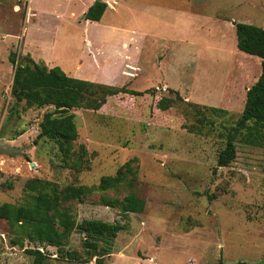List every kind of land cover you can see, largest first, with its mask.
<instances>
[{
  "label": "rangeland",
  "instance_id": "374dc122",
  "mask_svg": "<svg viewBox=\"0 0 264 264\" xmlns=\"http://www.w3.org/2000/svg\"><path fill=\"white\" fill-rule=\"evenodd\" d=\"M54 1H60L55 13L64 12L62 20L51 11L28 18L27 0H0V204L23 203L24 185L30 179L50 181L60 192L66 185L97 184L129 162L132 173L119 188L79 200L63 195L57 199L58 208L68 210L76 222L92 219L124 229L109 246L101 242L87 256L82 235L74 231L58 249L40 248L27 240L13 246L8 225L0 220V264H32L34 249L45 255L43 264L264 262V149L237 139L235 159L227 167L216 166L225 131L235 126L246 91L261 73L259 58L237 50L231 24L264 29V0H194L198 14L217 16L218 26L200 18V34L190 40L192 49L178 47L156 70L157 57L142 58L134 81L127 74L130 58L125 57V63L114 58L117 41H105L101 36L105 33L94 31L97 24L70 18V12L79 14L81 0ZM87 41L92 42L90 49ZM24 46L37 49L50 67L79 80L103 77L92 63L97 48L103 52L97 57L99 67L122 66L119 74H109L108 86L150 89L140 97L122 93L107 97L98 110L72 111L77 129L73 149L76 156L85 152L87 168L62 167L56 145L38 136L39 123L50 107L25 108L19 103L16 111L10 109L13 66L8 56L11 52L17 62L25 55ZM161 99H173L171 107L157 109ZM205 107L227 113L215 115ZM129 192L144 201L142 213L123 214L102 204L103 198L121 200ZM69 252H76L77 259H70Z\"/></svg>",
  "mask_w": 264,
  "mask_h": 264
},
{
  "label": "trees",
  "instance_id": "16d2710c",
  "mask_svg": "<svg viewBox=\"0 0 264 264\" xmlns=\"http://www.w3.org/2000/svg\"><path fill=\"white\" fill-rule=\"evenodd\" d=\"M104 9L103 2L94 1L82 15V19L98 22ZM234 29L237 50L259 58L261 73L256 82L246 91L245 103L235 126L225 131L223 148L217 155V167H227L235 159L237 139L247 146L264 149V29L246 23H235ZM8 60L13 66L11 88L14 104L10 109L16 111L15 106L19 103H23L25 108H51L43 115L39 123L38 136L56 145L64 168L75 170L87 168L82 160L85 152L81 150L80 155L76 156L73 149L77 139L73 110L81 107L98 110L107 97L121 93L140 97L150 91V89L142 92L127 90L124 87L117 88L75 79L67 76L59 67H48L41 60L35 62L29 54L19 57L16 62L10 52ZM172 93L175 99H180L177 91ZM172 103L173 99H161L156 107L165 111L171 107ZM194 105L192 104V107H197ZM204 109L215 115L227 113L220 108L205 107ZM197 112L193 110L192 115L197 116ZM199 116L203 117V114L200 113ZM128 173H132L129 162L119 167L114 175L102 176L97 184L66 185L60 192L50 181L39 179L26 181L24 185L26 197L23 203L0 204V220L8 225L11 233L10 244L15 246L27 240L40 248L50 246L58 249L74 231L82 235L81 246L87 256L91 251L99 249L101 242L109 246L118 232L124 229L123 226L92 219L76 222L68 210L58 208L57 199L59 195H63L70 200H79L92 193L117 189ZM102 204L119 208L123 214H140L145 206L144 201L133 192H129L121 200L103 198ZM30 254L33 256L32 264H43L46 259L39 249L31 250ZM67 255L72 260L77 259L76 252H69ZM217 264L222 263L219 261ZM236 264L247 263L237 262Z\"/></svg>",
  "mask_w": 264,
  "mask_h": 264
},
{
  "label": "crops",
  "instance_id": "0c3cea01",
  "mask_svg": "<svg viewBox=\"0 0 264 264\" xmlns=\"http://www.w3.org/2000/svg\"><path fill=\"white\" fill-rule=\"evenodd\" d=\"M94 1L97 0H81V3L78 2V4H80L78 7L79 14L73 16L72 12H70V18L80 20L82 15ZM98 1L105 4V9L100 20L98 22H92L97 24L94 26V31L97 29L96 32L99 30V33H105L106 36L101 34L105 41L107 39L117 41L116 48L112 50L114 58H120L121 63H125V57L130 58L131 61L129 60L128 63L129 68H127V74L132 81L136 80L134 76L138 75V73L141 72L140 70H142V58L146 61L147 59L157 57V63L154 62L153 67V70H156L159 68L161 62L163 63L164 59L173 58V50L178 47L185 51L192 49L190 40L195 38L194 36L198 38L200 34V18H207V21L213 24H217L220 21L217 16L204 17L199 15L198 13L200 12L194 0ZM192 2L193 4H191ZM59 3L60 1L54 0H27L28 18H38L44 13L51 11L56 14V19L58 21L62 20V18H65V13L60 12V10L58 13H55L56 9L59 8ZM73 5L75 4L73 3ZM68 9L72 10V7L69 6ZM209 18L212 20H209ZM85 23L91 25L90 21H85ZM231 26L234 28V23L231 24ZM88 41L87 47L90 49V43L92 42ZM23 48V52L29 54L35 62L41 60L45 65L50 67V63L47 61L46 57L40 55L37 49L30 50L27 46ZM102 53V51H98L96 48L91 58L93 67L102 72L101 74L103 77L97 79L95 77H89V80L85 81L110 85L109 79H111V77H109V74L111 76L115 75V73L119 74L122 70V66L120 63V67H118L117 70H110V68L106 67L107 64L103 63L104 67H99L100 61L97 60V57L102 55ZM144 64L147 65V62ZM162 81L165 87L173 89L164 80ZM145 82L148 83L151 82V80Z\"/></svg>",
  "mask_w": 264,
  "mask_h": 264
},
{
  "label": "built area",
  "instance_id": "2783aa9c",
  "mask_svg": "<svg viewBox=\"0 0 264 264\" xmlns=\"http://www.w3.org/2000/svg\"><path fill=\"white\" fill-rule=\"evenodd\" d=\"M2 237V234H0V238Z\"/></svg>",
  "mask_w": 264,
  "mask_h": 264
},
{
  "label": "water",
  "instance_id": "95a60500",
  "mask_svg": "<svg viewBox=\"0 0 264 264\" xmlns=\"http://www.w3.org/2000/svg\"><path fill=\"white\" fill-rule=\"evenodd\" d=\"M98 1V0H97Z\"/></svg>",
  "mask_w": 264,
  "mask_h": 264
}]
</instances>
